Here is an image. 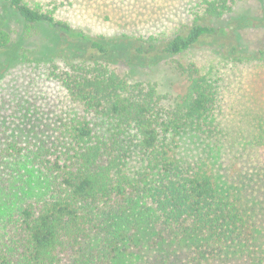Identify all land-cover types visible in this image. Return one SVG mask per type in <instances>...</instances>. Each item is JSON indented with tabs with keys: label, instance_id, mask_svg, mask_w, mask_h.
<instances>
[{
	"label": "trees",
	"instance_id": "obj_1",
	"mask_svg": "<svg viewBox=\"0 0 264 264\" xmlns=\"http://www.w3.org/2000/svg\"><path fill=\"white\" fill-rule=\"evenodd\" d=\"M238 2L170 0L161 9L148 2L128 16L137 3L111 0L118 18L110 34L24 0H0V77L21 67L27 94L9 101L13 115L0 100V264H125L132 247L149 248L152 264H183L177 249L190 264H231L234 250L253 239L245 187L217 183L175 144L189 133L225 144L258 172L264 193V104L226 114L222 77L190 63L180 65L184 84L168 106L154 82L129 81L115 66L156 65L206 47L225 64L264 67V47L242 38L247 28L264 30V0L253 17L235 14ZM14 22L23 29L17 41ZM33 37L37 50L23 49ZM48 85L59 92L44 98L39 88ZM17 111L26 118L14 119ZM239 117L250 131L238 129ZM133 150L143 169L136 180L124 171ZM36 173L49 184L38 198Z\"/></svg>",
	"mask_w": 264,
	"mask_h": 264
},
{
	"label": "rangeland",
	"instance_id": "obj_2",
	"mask_svg": "<svg viewBox=\"0 0 264 264\" xmlns=\"http://www.w3.org/2000/svg\"><path fill=\"white\" fill-rule=\"evenodd\" d=\"M24 1L31 6L38 7L43 12L55 13L56 17L61 20H70L75 26L81 27L85 31L110 34L115 32V21L118 17L114 16L111 18V0ZM69 1H72L73 4L70 5ZM128 1L129 3H137L136 9L131 6L128 8L127 12L129 16L134 12H140V10H148L144 7L148 2H153L156 7L161 9L170 0ZM258 13L259 7L256 0H239L235 14L253 17ZM119 19L123 23V17H119ZM11 27L14 30L13 41H17V37L23 29L16 22L12 23ZM242 38L244 44L248 45L251 49L264 47V30L262 29L247 28L242 32ZM34 43H38V39H35V37L26 40L23 49H28L27 51L37 50ZM190 63H194L203 74L211 78L222 77L221 83H219L221 99L219 102L226 114L233 115L239 112L243 116L245 107H252L253 105L262 106L264 104V67L261 68L256 65L250 68H240L232 66L231 63L225 64L216 53H213L212 49L206 47H199L182 55L170 57L156 65L132 68L128 65L117 64L115 69L121 77H125L129 81L154 82L163 103L169 106L174 104L184 84V75L180 65L186 66ZM23 71L21 67L5 70L0 77V100L5 102L2 106L7 115H13L12 103H9L11 99L16 101L27 97V94L23 95L25 80L23 78ZM58 90L55 85H48L44 88H39V95L45 98V96L57 94ZM36 97L33 99L29 98L30 102L33 101L34 105L41 106L42 101L38 100L36 102ZM16 115L14 119H18V117L26 118V114L18 111ZM34 115L33 112H30L29 117H33ZM236 122H238V129H242L243 127L242 130L250 131V125L243 121L241 117L237 118ZM215 141L217 140H208L203 136L189 133L176 141L175 145H178L176 152L183 160L202 165L213 175L217 183L227 186H233L235 183L237 188H242L241 185L245 187L246 195H248V211L251 218L253 239L241 250H234V253L231 254V258L233 259L231 264H264V193L258 185L259 181L256 178L258 172L245 165L243 159L235 157L225 144H217ZM239 141L243 145V140ZM239 154L245 156L243 152H239ZM142 170L141 161L133 150L126 161L124 171L129 178L136 180ZM238 174L245 175V185L244 181L239 184ZM31 180L33 197L38 198L47 194L49 184L47 178L45 180L43 173L33 174ZM0 224L3 225L1 220ZM142 250L140 252L139 249L132 247L131 251L125 254L127 255L125 257V264H152V252L147 247H144ZM181 251L183 250L177 249L176 253L178 252L179 257L180 255L182 256L183 264H190L186 259V256L190 254L188 252L181 253Z\"/></svg>",
	"mask_w": 264,
	"mask_h": 264
}]
</instances>
